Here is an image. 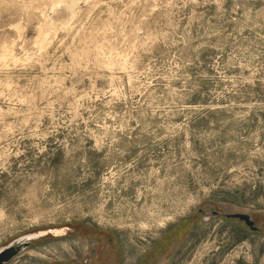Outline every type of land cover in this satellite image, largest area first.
Instances as JSON below:
<instances>
[{
    "label": "rangeland",
    "instance_id": "374dc122",
    "mask_svg": "<svg viewBox=\"0 0 264 264\" xmlns=\"http://www.w3.org/2000/svg\"><path fill=\"white\" fill-rule=\"evenodd\" d=\"M53 1L0 0L6 264H264V0Z\"/></svg>",
    "mask_w": 264,
    "mask_h": 264
},
{
    "label": "bare ground",
    "instance_id": "6f19581e",
    "mask_svg": "<svg viewBox=\"0 0 264 264\" xmlns=\"http://www.w3.org/2000/svg\"><path fill=\"white\" fill-rule=\"evenodd\" d=\"M79 1L81 0H54L53 1L54 2V5L52 7L53 9H56L58 6H62L63 9L68 13V17L65 20H62V22L59 23V25L68 26L70 21L73 20L75 13L77 12L76 9L79 7ZM84 1L87 2L88 0H84ZM11 27L12 29H15L17 31L16 33L17 37L20 38L22 35L21 25L19 23H16V24L11 25ZM57 28H58V24L56 23V21H54L50 16L44 15L43 21L37 25V36L35 37V43H37L39 47L42 48L43 45L47 42V40L50 38V35L53 32H56ZM15 43H16L15 40H12V42L9 44L3 42V44L1 45V49H0V61L1 60H6V61L12 60L14 63H17L19 60H21V58L15 52V47H14ZM57 230H59L60 232L58 233L55 232ZM50 232H52L55 236H61L65 234V232L63 233V229H54ZM46 234H49V231H39L35 233H30L22 240H36L37 238L44 236Z\"/></svg>",
    "mask_w": 264,
    "mask_h": 264
},
{
    "label": "water",
    "instance_id": "95a60500",
    "mask_svg": "<svg viewBox=\"0 0 264 264\" xmlns=\"http://www.w3.org/2000/svg\"><path fill=\"white\" fill-rule=\"evenodd\" d=\"M218 214L217 212H214ZM226 218H238L239 220L244 221V223L252 230H257V227L254 225V221L251 219L250 215L247 214H227L225 215ZM27 236V235H26ZM23 238L17 240L13 244L6 246L4 248L0 249V264H6L10 260L13 259V257L21 251L22 248H25L27 245L30 244L29 240H22Z\"/></svg>",
    "mask_w": 264,
    "mask_h": 264
},
{
    "label": "flooded vegetation",
    "instance_id": "af4514ba",
    "mask_svg": "<svg viewBox=\"0 0 264 264\" xmlns=\"http://www.w3.org/2000/svg\"><path fill=\"white\" fill-rule=\"evenodd\" d=\"M67 232H65V234L61 235V236H57V237H62V236H66ZM97 264H101V262H98Z\"/></svg>",
    "mask_w": 264,
    "mask_h": 264
}]
</instances>
